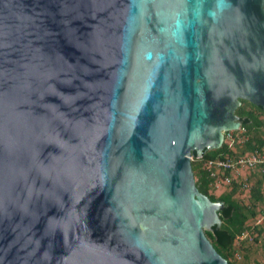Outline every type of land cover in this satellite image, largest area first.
I'll return each instance as SVG.
<instances>
[{
  "label": "water",
  "instance_id": "95a60500",
  "mask_svg": "<svg viewBox=\"0 0 264 264\" xmlns=\"http://www.w3.org/2000/svg\"><path fill=\"white\" fill-rule=\"evenodd\" d=\"M264 110V0H0V264H228L190 152Z\"/></svg>",
  "mask_w": 264,
  "mask_h": 264
},
{
  "label": "trees",
  "instance_id": "16d2710c",
  "mask_svg": "<svg viewBox=\"0 0 264 264\" xmlns=\"http://www.w3.org/2000/svg\"><path fill=\"white\" fill-rule=\"evenodd\" d=\"M239 101L240 104L235 108L234 114L237 115L240 125L244 128V135L248 134V136L244 138L241 147H239V152L243 153L254 149H260L264 146V136L255 134V130L263 124L264 110L247 100L239 99ZM262 116L263 118H261ZM226 150L227 145L223 142L220 147L216 149H204L200 156H196L192 151L189 155L191 157L190 165L197 190L206 195L211 201L220 200L222 202V205L217 211L220 219L219 226H212L211 230H204V234L215 250L227 260L228 264H237L234 258V252L236 249H239V247L235 244L239 245L240 243L249 242L247 239H244L241 240L239 244H234V237L246 228V220L254 217L256 214L255 202L259 200V197L257 194L258 189H256L257 192H253V194H256V197H252L251 202L244 204L234 195L239 191L238 184L234 182L231 183L229 188L217 195L210 193L211 178L202 167L203 162L207 159L224 154ZM256 236L253 237V241L257 238Z\"/></svg>",
  "mask_w": 264,
  "mask_h": 264
},
{
  "label": "built area",
  "instance_id": "2783aa9c",
  "mask_svg": "<svg viewBox=\"0 0 264 264\" xmlns=\"http://www.w3.org/2000/svg\"><path fill=\"white\" fill-rule=\"evenodd\" d=\"M243 135L244 128L239 122L237 128L227 130L223 133L222 143L224 142L227 145V150L224 154L207 159L203 162L202 167L211 178V187L218 188L222 185L230 186L232 182L240 181L239 176L242 171L247 169L257 170L260 174L264 175V146L260 149H254L243 153L235 149V142L243 143ZM236 137H239V139L235 141L234 138ZM239 184L242 188L247 186V182L245 181H240ZM263 217L264 213L257 216L250 224L249 229L237 235L236 239L242 240L247 238L251 240L253 226L259 224Z\"/></svg>",
  "mask_w": 264,
  "mask_h": 264
},
{
  "label": "crops",
  "instance_id": "0c3cea01",
  "mask_svg": "<svg viewBox=\"0 0 264 264\" xmlns=\"http://www.w3.org/2000/svg\"><path fill=\"white\" fill-rule=\"evenodd\" d=\"M241 145L239 147H241ZM237 151L239 152V149ZM239 179H240V181L247 182V186L245 188H242L240 186V184H239L240 181L234 182V183L238 184L240 189L242 188V189H246L247 190V198L243 200L244 204L251 202L252 201V197H256V194H253V192L254 193L257 192L256 189H258L257 194H258V197H259V200L255 202L256 203V209H255V213L256 214L254 215V217H251L248 220H246V223H245L246 224V228L242 231V232H244L245 230L249 229L250 224L252 223V221L257 216H259V215L264 213V176L262 174H260L257 170H254V169H249L248 170L247 169V170L242 171L241 175L239 176ZM239 191H237L236 193H238ZM236 193L234 194L235 196H236ZM239 234H237V235H239ZM237 235H235V237H234V241H233L234 244L235 243L239 244L241 242V240H237L236 239ZM254 236H256L257 238L253 241L252 239H253ZM252 239L251 240L247 239L249 243H247V242L240 243L239 245H237V247L240 248L239 250H242L244 257H246L247 260H249V258H250L251 261H258L257 259H260L261 263H259V264H263V262H264V254H262V256H260L259 258H257L254 252H255V248H257L256 244L260 240H261L260 245L264 248V217H263V219L261 220V222L259 224L253 226ZM242 240H244V239H242ZM237 250L238 249H236V251ZM237 264H239V263H237ZM256 264H258V263H256Z\"/></svg>",
  "mask_w": 264,
  "mask_h": 264
},
{
  "label": "rangeland",
  "instance_id": "374dc122",
  "mask_svg": "<svg viewBox=\"0 0 264 264\" xmlns=\"http://www.w3.org/2000/svg\"><path fill=\"white\" fill-rule=\"evenodd\" d=\"M261 118H263V116ZM254 130H252V131H254ZM255 134H258L259 136H264V121H263V124L261 125V127H258L255 130ZM246 136H248V134L243 135L242 137L245 138ZM238 139H239V137L234 138L235 141L238 140ZM241 144L242 143H240V142L239 143H236L235 142L234 143L235 149L238 150L239 149V146ZM229 187L230 186H223V185L220 186V187H218V188L211 187L209 191H210V193H212L214 195H217V194L221 193L222 191L226 190ZM239 190L240 191L238 193H236V198H239L243 202V200L247 198V190L246 189H242V188L240 189V187H239ZM260 243H261V240L256 244L257 245L256 246L257 248H255V252H254L257 258H259L260 256H262V254H264V248L260 245ZM235 245L237 246V244H235ZM239 249L234 252V258H235V261L237 263H239V264H241L242 262H243L242 264H256V263H261L260 259H257V258L256 259L258 261H251L250 258H249V260H247V258L244 257L242 250H239ZM263 264H264V262H263Z\"/></svg>",
  "mask_w": 264,
  "mask_h": 264
}]
</instances>
